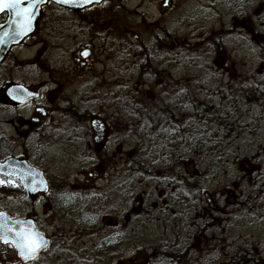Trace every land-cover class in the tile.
<instances>
[{
	"label": "flooded vegetation",
	"instance_id": "flooded-vegetation-1",
	"mask_svg": "<svg viewBox=\"0 0 264 264\" xmlns=\"http://www.w3.org/2000/svg\"><path fill=\"white\" fill-rule=\"evenodd\" d=\"M114 1L94 4L81 10L59 8L53 4L70 15L66 19L56 20L44 17L43 8L48 4L41 8L34 33L16 47L25 46L33 38L67 40L76 35H85L83 44L72 53L71 63L55 59L49 68L43 69L47 78L41 79L35 70L30 72L25 69L24 63L17 62V55L12 52L16 47L7 52L0 62V215L13 221H32L38 231L50 238L49 246L29 263L25 261L27 255L21 254L13 239L6 244L0 235V264H35L48 253L67 251L73 256L82 250L87 253L89 250L84 246H92L90 243H94L93 240H60L55 233L49 235L43 225L45 214L38 209L47 208L57 221L69 224L76 231H86L90 209V197L87 196L94 192L99 202V212L110 200L113 201L112 210L116 220L111 240L116 248L114 264H179L182 261L210 264L216 263L213 259L216 251L224 254L227 260L225 264H264V235L253 236L255 231L264 228V206L259 209L255 205L256 199L259 201L258 196H255L258 195V189H252L255 186L235 184L231 189L227 188L226 194L235 197L229 201L223 197L221 180L215 175L203 178L196 170L192 180H185L184 168L193 162L149 159L148 165L153 170L156 167H170L171 173L166 171L168 174L155 173V176H149L152 183L154 180L156 182L145 192L138 189L139 185L136 184L137 148L133 142L136 138L135 126L145 127L143 131L151 132L149 138L152 143L146 147L150 146L152 157L153 152L158 150L166 154L169 147L175 145L169 140L176 135H184L185 130L194 133L211 129L208 126L211 121L215 123L216 99L220 95L185 94L184 67H192L197 71L208 70L209 77H228L225 85L229 88L241 86L242 94L239 96L222 95L226 96V113L231 117L245 118L247 122L252 120L251 123L260 126L259 118L264 117V63L261 68L255 69L241 58L237 59L242 62L236 63L234 55L242 56L248 49L254 50L257 44L264 43V33L250 26L246 18L233 17V27L223 31L225 36L219 33L216 37L215 31L207 34L212 49L215 53L221 48L225 50L228 55L226 63L231 62V66L209 62H179L176 65L163 61L151 62L147 60L145 52L139 58L135 56V62L128 68L119 62L117 52L106 56L101 38L97 37L99 31L93 30L95 26L98 28L100 20L84 17L85 12L98 13L102 5ZM168 2L166 0L165 7L170 5ZM165 7L161 11L165 12ZM7 18L6 13L0 15V25ZM165 36L154 45L163 54L170 38ZM134 38L136 43L139 38ZM222 38L225 40H221L223 46H220L219 40ZM175 40V49L178 48L180 54L181 47L184 48L183 40L181 36L179 39L178 34ZM196 44H200V41ZM142 57L144 62H141ZM173 65L177 71L175 78L169 73L174 70ZM125 67L130 71L127 79L121 77V70ZM152 75L160 79V90L153 91L147 83ZM133 80L140 83V88L147 87L145 94H136L138 90L128 95L121 93V82ZM74 85L85 93V99L76 103L70 96L73 90L69 95H64ZM175 89L176 94L173 93ZM138 102L146 104L140 105ZM142 117L144 121L136 124V120ZM196 117L210 119L200 124L196 122ZM255 128L249 126L246 131ZM122 137H128V141ZM179 140L176 142L177 147L183 150L185 138ZM37 170L42 171L46 178V192L42 191ZM72 176L93 183L95 188L88 192L82 191L81 196L66 191L69 186L65 182L70 181ZM239 179L250 184L261 181L257 176L253 180L246 176ZM234 188L244 189L249 197L234 194ZM190 190L193 193L191 201L188 200ZM238 197L245 200L240 216L237 211L241 208L242 200ZM175 223L179 229H191L181 240L182 245L188 244L190 238L198 241L192 254L177 256L166 253V250L164 258L152 254L148 246L154 239L153 226ZM234 226L242 229L240 236L231 232ZM211 230L225 231L226 238L217 237L215 233L205 234ZM98 242L104 245L110 241L103 238ZM217 243H220L221 248H217ZM96 251H99V247Z\"/></svg>",
	"mask_w": 264,
	"mask_h": 264
},
{
	"label": "rangeland",
	"instance_id": "rangeland-1",
	"mask_svg": "<svg viewBox=\"0 0 264 264\" xmlns=\"http://www.w3.org/2000/svg\"><path fill=\"white\" fill-rule=\"evenodd\" d=\"M169 1L170 2L168 3L170 5L165 7L167 6L165 3L166 0H116L111 4L102 5L99 10L100 12L98 13L93 14L92 11L85 12L84 17L93 21L100 20L98 28L95 26L93 27V30L95 29L96 31H99L97 37L101 38V45L105 48L106 56L111 55L113 51L117 52L116 55H118L119 62L126 64L128 68H130L132 62H135L136 57L139 58V56L145 54V52L147 53L145 55L147 60H152L151 62L163 61L174 65L179 62H209L210 64H228L231 66V62L226 63L228 60V55L225 53L226 51L221 48L215 53L208 43L209 39L207 34L215 31L217 33L216 37L219 36V33L220 36H223V31H227L233 27V17L246 18L250 26L256 28L261 34L264 33V2L261 3L258 0ZM163 7L167 8L165 11L166 13L161 11V8ZM43 14L44 17L55 20L58 18L66 19L70 16L67 15L68 13H64L53 4L45 6L43 8ZM91 29L92 28H90V30ZM177 34L179 35V39L181 36L184 46V48L181 47L180 54L177 52L178 48L175 49V42L177 41L175 39ZM165 35L170 38H168L167 50L163 54L156 49V46L154 45L159 42L158 39H162ZM84 36L85 35L82 37V34L80 36L76 35L72 39L68 38L67 40L33 38L30 41L28 40L25 46L21 48L16 47L12 52L17 55V62L24 63L26 70H29L30 72L35 70L41 75V79H45L47 78V75L43 73V69L49 68L53 60L58 59L61 62L71 63L72 53L83 44ZM135 36H138L139 38L136 43L134 42ZM221 40L223 41L225 39L222 38L219 40V42H221L220 46H223ZM199 41L200 44H196ZM39 52L42 54L40 55ZM238 56L239 55H234V57H236V63L242 61L248 62V64L250 63L255 69H259L264 63V43L260 42V44H257V47H254V50L248 49L247 53ZM112 58L113 56L111 57V62L113 61ZM118 58L115 57V60L118 61ZM237 58L243 60L241 61V59ZM138 61L140 62V59ZM141 62H144L143 57L141 58ZM128 68H122L121 74L123 76L121 75V77L126 79L130 77V71ZM173 68L174 70H170L169 73L175 78L177 74L176 66ZM184 69L183 78L185 94H201V96L214 94L220 95L217 96L216 99V103H219L216 105L217 108L226 105L225 97L227 95L232 94L239 96L242 94L240 90L241 86L233 85L229 88V86L225 85L228 83V77H209L208 70L197 71L192 67H184ZM224 72L225 71H222L221 73ZM258 77L262 80V77ZM149 78L150 79L147 80V83L151 85L153 91H156L157 89L160 90V79L156 78L154 75ZM208 81L211 83H208ZM169 83L172 84L170 81ZM123 84H125V86H123ZM121 85V93H127V95L132 93L133 90H138L136 94H145L147 91V87L140 88V83H138V81L136 83L134 80L130 82L122 81ZM72 90L74 93L72 92L70 96H73V102L85 99V93L83 94V92L80 91V88L75 87V85L64 93V95H69ZM173 93L176 94V89ZM138 104L145 105L146 103L138 102ZM238 104H240V102ZM135 105L137 104L135 103ZM235 105H237V103ZM209 119V117H201L197 118L196 122L202 124V122ZM139 121H144V118L142 117L140 120H136V124H138ZM243 122L238 126V130L233 132L232 136L230 134L229 139H225L224 141L223 137H220V139L216 141L214 135L207 134L211 133L212 129L213 131L217 129L216 124H213L212 121L210 122L211 125L208 126L211 127L210 130L207 129L208 132L196 131L192 133L190 130H185L184 135H176L172 140H169L175 145L169 147L166 154L165 152H159L158 150L157 152H153L152 157L151 152H149L150 146L146 147V145L152 143V139L150 140L149 138L151 132L148 133L146 130L143 131V128L145 127L141 126L139 128L135 126L134 131L136 132V138L133 142L136 143L137 148L136 184L139 185L138 189L144 190L145 192L146 190H150V186L153 187L156 181L154 180L152 183V179H150L149 176H155V173L159 175L171 173L170 167L167 169L165 167L163 169L156 167L153 170V168L148 165L149 159H179L184 160L185 162H193V164L184 168V173L186 175L185 180L187 182L192 180V175L196 170L200 172V175L203 178H205L204 176L212 177L215 175L216 178L221 180V184L218 183L220 184V187H222L221 192L223 197H226L229 201H233L235 197L231 194L227 195V190L229 188L231 189L232 186L234 187L235 184H239L240 186H255L252 189H258V195L255 196H258L259 199V201L256 199L255 205L260 209V206H264V117L259 118L260 126L258 124L256 125L255 122L251 123L252 120L249 122ZM249 126H256V128L253 131L248 132L246 130ZM181 137L182 139L185 138L183 150L179 149L177 147L178 144L176 143L180 141L179 138L181 139ZM121 139L128 141V137H122ZM126 149L128 151V147ZM244 176L249 178V180H253V177L257 176L261 181L250 184L249 181L239 179ZM237 181L239 182L237 183ZM65 183L69 186L66 191L73 192L74 195L79 196H81L80 194L82 191L88 192V190L95 188L93 183H89L73 176L70 178V181ZM216 188H218V186H216ZM234 190V194L237 193L243 195V198L245 196L249 197V195L246 194L247 191L244 192V189L237 190V188H234ZM138 193H140V191H138ZM188 195L191 197H189L188 200H193V193L191 190L188 191ZM201 195L203 196V193H201ZM155 196L157 197L158 193H156ZM87 197H90L88 205V208H90L89 215L94 219V222H92L91 227L88 226L86 231H82V229L76 231L72 226L70 227L69 224L65 225L64 222L57 221L55 217L53 218L52 215H50V210L47 208L44 210L40 208L38 210L40 213L45 214L43 225L49 235L55 233L57 236L56 238L60 240L72 238L90 239L94 241V243H90L93 247L90 245L84 246L89 251L84 253L86 250H82L81 252H78L80 254L77 256H73L70 252L65 250V252H59L57 254L48 253L35 264H114L115 259L112 262L104 263L102 260L96 258L94 254L96 248L101 246L97 241L103 238L113 239V233L115 231L113 224L116 221L114 211L112 210L113 201L110 200L106 207L101 206V212H99L97 207L99 206V202L97 201L96 193L94 192ZM243 198L238 197L239 200H242L241 205L239 206L241 208L237 211V214L239 212V216L242 212L243 202H245ZM1 205L2 204L0 203V208L2 207ZM92 208L93 210H91ZM175 224L176 225L171 224L170 226H153L152 236L154 239L150 242V246H148L152 250V254H157L158 256L162 255V258H164L163 254L165 253V250L166 253L176 254L177 256L179 254H192L194 250L193 247L194 245H197L198 241L194 238H190L188 244L182 245L181 240L187 231L191 229H179L178 224ZM182 225L185 224H180L179 226ZM232 229L231 232H234V235L237 234L240 236L242 233V229L239 228V226H234ZM212 231L213 230L206 231L205 234L211 235L212 233H215L217 237L223 236L221 238H226L225 231ZM254 234L253 236L255 237L261 236V234L264 235V228L263 230L259 229L258 231H255ZM140 244H142V242ZM139 247L143 246H138L137 248ZM218 252L216 251L214 255L215 257H213L216 263L212 262L210 264H225L227 262L224 254H219ZM133 255L134 254H131V256ZM173 264L175 263L173 262ZM179 264L193 263L182 261Z\"/></svg>",
	"mask_w": 264,
	"mask_h": 264
},
{
	"label": "water",
	"instance_id": "water-1",
	"mask_svg": "<svg viewBox=\"0 0 264 264\" xmlns=\"http://www.w3.org/2000/svg\"><path fill=\"white\" fill-rule=\"evenodd\" d=\"M103 1L109 0H92L91 3L83 4V0H69L65 3L63 0H21L18 9L12 10L5 8L0 11V15L6 13L8 15L7 20L0 25V62L3 60L7 52L13 46H17L23 43V41L30 36L36 29L37 19L40 17L41 8L49 2H52L58 6H62L70 9H83L93 4H99ZM31 5V14H24L22 10L28 9ZM15 11H21V15H15ZM38 171L39 178L42 184V191L48 190V183L42 171ZM42 237L46 244L41 247L34 255L27 256L26 262H31L46 249L50 244V238L43 232H40L33 225L32 221L27 220H11L6 219L3 215H0V235L2 238L8 240L13 239V243L18 245V239L20 244H27L31 238H36V234ZM39 242V240H37ZM20 249V247H19Z\"/></svg>",
	"mask_w": 264,
	"mask_h": 264
},
{
	"label": "trees",
	"instance_id": "trees-1",
	"mask_svg": "<svg viewBox=\"0 0 264 264\" xmlns=\"http://www.w3.org/2000/svg\"><path fill=\"white\" fill-rule=\"evenodd\" d=\"M253 1V0H252ZM261 3L264 2V0H258ZM263 24V23H262ZM219 103H217L218 105ZM227 110L223 107H218L216 110V115L214 117L215 124L217 126V129L212 131L211 134L214 135V138H216V141L220 139V137H223V141L225 139H229V135L233 134V132L237 131L238 126L241 125L243 122L244 118H240L237 116H229L227 113ZM243 119V120H242ZM247 120L245 119L244 122ZM243 122V123H244ZM212 143V141H211ZM92 222H94V219L91 218V215L88 216V226L91 227ZM90 229V228H89ZM91 230V229H90ZM83 231V230H82ZM110 242L104 245H101L99 247V251L95 252L96 258L99 260H102L104 263L112 262L115 258V249L113 242L111 241L112 239H107ZM217 248H221L220 243H217Z\"/></svg>",
	"mask_w": 264,
	"mask_h": 264
},
{
	"label": "snow or ice",
	"instance_id": "snow-or-ice-1",
	"mask_svg": "<svg viewBox=\"0 0 264 264\" xmlns=\"http://www.w3.org/2000/svg\"><path fill=\"white\" fill-rule=\"evenodd\" d=\"M21 0H0V11H3L5 8L7 9H18L19 4ZM38 2V0H37ZM63 2L67 3L69 0H63ZM92 0H83V4L91 3ZM98 2V0H96ZM24 14L30 15L31 14V5L28 9L22 10ZM21 11H15V15H21ZM39 240V242H37ZM4 242L7 244L9 241L7 239L4 240ZM46 244V241L43 240L42 237H39V234H36V238H31L27 244H20L18 242V247H20L21 254L32 256L34 255L41 247H43Z\"/></svg>",
	"mask_w": 264,
	"mask_h": 264
}]
</instances>
